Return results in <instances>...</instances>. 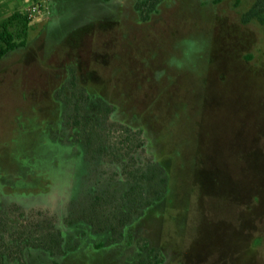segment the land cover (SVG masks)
Instances as JSON below:
<instances>
[{"label": "rangeland", "instance_id": "374dc122", "mask_svg": "<svg viewBox=\"0 0 264 264\" xmlns=\"http://www.w3.org/2000/svg\"><path fill=\"white\" fill-rule=\"evenodd\" d=\"M255 2L0 0V264H264Z\"/></svg>", "mask_w": 264, "mask_h": 264}, {"label": "trees", "instance_id": "16d2710c", "mask_svg": "<svg viewBox=\"0 0 264 264\" xmlns=\"http://www.w3.org/2000/svg\"><path fill=\"white\" fill-rule=\"evenodd\" d=\"M161 0H137L138 9L146 6L145 12L152 13L155 7L160 3ZM263 0H256L250 11L248 12V18H258L259 21H263V16L259 15L260 5ZM264 12V9L261 10ZM145 15V14H144ZM13 23L20 26V32L23 36L21 42L15 41V36L9 31V26ZM27 18L19 13L12 14L7 20L0 24V60L4 58L8 53L24 47L27 29Z\"/></svg>", "mask_w": 264, "mask_h": 264}, {"label": "built area", "instance_id": "2783aa9c", "mask_svg": "<svg viewBox=\"0 0 264 264\" xmlns=\"http://www.w3.org/2000/svg\"><path fill=\"white\" fill-rule=\"evenodd\" d=\"M37 13V5L32 4L29 7L28 12L25 14V17H27L28 20L33 19L34 15Z\"/></svg>", "mask_w": 264, "mask_h": 264}, {"label": "clouds", "instance_id": "9594fccd", "mask_svg": "<svg viewBox=\"0 0 264 264\" xmlns=\"http://www.w3.org/2000/svg\"><path fill=\"white\" fill-rule=\"evenodd\" d=\"M169 66L170 67H176V68H182L183 64L181 63V61H179L176 57H170L169 58Z\"/></svg>", "mask_w": 264, "mask_h": 264}]
</instances>
